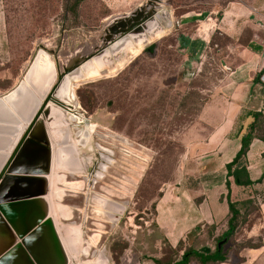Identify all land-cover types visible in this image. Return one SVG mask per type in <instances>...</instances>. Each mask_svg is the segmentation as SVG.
Returning <instances> with one entry per match:
<instances>
[{"label":"rangeland","instance_id":"obj_1","mask_svg":"<svg viewBox=\"0 0 264 264\" xmlns=\"http://www.w3.org/2000/svg\"><path fill=\"white\" fill-rule=\"evenodd\" d=\"M228 1L0 0V94L22 81L30 67L29 83L38 85V75L48 68L45 90L52 83L51 89L56 87L61 78L56 100L69 102L67 106L83 116L50 105L54 108L50 117L61 116V124L52 134H60L57 141L68 131L70 117H80L69 130L84 166L83 178L65 181L68 174L56 170L49 189L52 203L45 196L52 211L46 219L54 218L61 228L60 254L67 264H156L158 259L180 260L190 247L187 240L176 245L169 223L161 225L160 213L170 210L173 199L179 203V218H185L192 202L183 197L201 187L203 172L197 169L218 155L194 160L188 151L219 128L208 117V110L218 116L222 107L205 111L206 101L227 80L226 63L233 67L243 62L238 56L227 57L226 47L232 44L229 37L214 36L222 51L210 44L209 17L220 16L221 6ZM213 10L216 13L211 15ZM143 18L148 19L147 25H155L154 39L130 54L127 45L133 34L121 31ZM153 43L155 49L144 53ZM51 56L57 60L52 61ZM97 63L103 64L99 76L83 74L86 67ZM223 90L231 92L232 85ZM58 91L65 95L59 97ZM85 118L92 125L91 138L83 147L76 133L84 128L81 122ZM100 147L111 152L113 162L94 185L91 180H96ZM75 155V147L57 149L52 171L58 167L79 170ZM254 190L233 188V201L242 202L252 195L255 199L254 204L241 206L243 211L249 210L247 224L224 244L232 263L240 260V243L264 240V232L248 239L253 228L262 224V196L258 193L264 194V186ZM106 200L125 202V209L116 215L117 223L103 213ZM194 200L198 206L202 204L201 196ZM59 207L66 209L67 217ZM179 224L186 230V223ZM223 225L208 228L213 250L216 231L222 233ZM75 228L79 235L73 233ZM24 237L16 235L0 260L14 251L32 249V244L23 243ZM189 264L202 263L192 258Z\"/></svg>","mask_w":264,"mask_h":264},{"label":"crops","instance_id":"obj_2","mask_svg":"<svg viewBox=\"0 0 264 264\" xmlns=\"http://www.w3.org/2000/svg\"><path fill=\"white\" fill-rule=\"evenodd\" d=\"M215 10L211 12V15L216 13ZM218 13H220V16L209 17L211 21L209 24L211 28L210 41L216 31L228 36L232 39V44L226 47L227 57L238 56L243 62L233 67H231L229 63H226L229 71L227 80L223 82L222 86L217 88V92L209 99L205 106V111L206 109L222 107L221 114H218V116L211 113V110H208V117L212 119V121L218 122L219 128L208 134V136L204 138L206 141L203 143L192 144L188 151L190 158L194 160L199 156L201 158H210V156L214 154L218 153V155L213 156L209 162L197 169L199 173L200 171L203 172L201 190L199 188L191 190L186 198L183 197V199L187 200V203L192 202V208L187 211V216L185 218H179V203L178 201L176 203L173 199L170 200V210H165L163 213H160V223L162 226L169 223L170 235L172 238H176V245H178L181 240H187V245L192 246L196 250H200L203 247L212 248L208 232L210 226L219 225L223 222V227L225 229L222 233L226 230L229 207L226 198H222V196L227 194V172L225 166L233 160L240 150L241 146L237 137L242 127L249 122V113L259 112L264 114V85L254 82L258 72L264 70V0H249L248 2L245 0H231L224 6H221ZM132 16L136 17L134 14ZM126 19H128V17H126ZM147 24L148 21L142 24L140 28L128 33V36H130V34H135L136 31ZM222 50L224 49L221 48L220 51ZM20 82L8 92L1 93L0 99L14 92L19 87ZM228 85H232L231 92L223 90V87ZM16 103L17 101H12L13 106H10L15 114L17 113L15 109L19 110ZM54 106L62 109L56 104H54ZM11 113L10 110L0 104V121H2L0 122V154L4 147L10 143L11 134L14 131L12 129L18 128V125L15 124L6 125L3 123L6 121H13L12 123H14L15 120ZM67 115H69V113H67ZM44 116L45 114L38 121L39 123L43 120V125L38 129L37 137L33 135L28 153L22 157V160L21 155L30 144V138L38 123L21 151L20 156H18L17 160L12 165L15 171L13 175L17 177H27L31 180L28 179L22 181V183L11 182L7 191L4 192L3 201L17 202L19 198L26 196V199L22 201L31 202L39 200L42 202V208L48 210L49 201L44 196H48L50 203H52L49 189L51 187L52 174L56 172V170H61L68 174V176L64 177V180L75 176L83 178L80 173L84 166L79 157L77 146L72 144V137L69 130L71 129L70 126L72 122L67 123L69 129L64 133L63 139L57 141L52 134H55V130H57L58 126L57 124H61V118H59L61 116L57 115V117L53 116L49 119H46ZM67 118L68 117H65V120ZM8 126H11V129H9ZM52 127L54 131H52ZM68 146L75 147V161L81 164L79 170H74L72 168L66 170L63 167H58L52 171V158H55L56 150ZM0 161H2V158H0ZM248 170L251 180L256 183L254 187L257 189L260 186H264V140L262 139L256 138L251 145L248 153ZM20 185L29 188L28 190L21 191ZM197 193H200V195L196 196ZM199 196L202 197V204L200 206H198L194 200V198ZM261 216V226L256 225L248 239L256 238L264 232V204L261 206ZM53 219H46L34 229L41 227L43 231L50 225L56 227L57 222ZM179 222L187 224L186 230L180 226ZM57 227L61 230L60 226ZM216 232V237L222 234L219 233L218 229ZM61 240L62 238H59V242L52 245L54 247L50 250L54 259L62 260L59 259L60 257L56 256L55 253L56 250L62 247L63 243ZM61 250L62 248L60 251ZM26 252L28 254L30 250H26ZM50 253L46 255H49L47 257L49 260L52 259ZM239 256L243 261L240 262L239 260L237 263H232L231 260H228L221 264H264V247L259 249H244L240 251Z\"/></svg>","mask_w":264,"mask_h":264},{"label":"bare ground","instance_id":"obj_3","mask_svg":"<svg viewBox=\"0 0 264 264\" xmlns=\"http://www.w3.org/2000/svg\"><path fill=\"white\" fill-rule=\"evenodd\" d=\"M144 27H145L144 30L139 29L138 32L136 31V33L133 34L132 43L129 42L128 45L126 44L127 50L130 51V54H136V52L143 49L145 46H147L154 39L155 25H153L151 23V24L146 25ZM102 65H103L102 63L90 65L83 70V74L87 73L88 77H90V78L95 77V76H99V72L103 67ZM49 70L50 69L46 68L41 73V75L40 74L38 75L41 78L38 85L35 83L32 84L31 82H30V84L36 86L37 90H39V91L41 90V91L45 92L44 84H45L46 79L49 78V75H50ZM30 75L31 74H29V80H31ZM35 76H36V74H35ZM41 80H42V83H41ZM22 90H23V88H21V91ZM21 91H20V93H21ZM57 94L59 97H62L63 95H65V94H63L62 91H58ZM56 97H57V95H56ZM64 103H66V105L70 104L69 102H64ZM51 104H53V103H50V105ZM50 105L48 106L46 113H45V116H44L46 119L50 118V112L52 111V108H53ZM62 111H65V110L63 109ZM62 111H60V112H62ZM79 118L80 117H77L74 114L72 117H70V121H72V119H76V121H77V120H79ZM42 125H43V122L40 121L38 123L37 127L35 128L31 138H30V142H29L30 144L23 151L21 158L24 157L26 153H28V148L31 145L33 135H34V137H37L38 129L41 128ZM59 137H61L60 134H56L55 138L57 140L59 139ZM67 148L73 149L72 146H68ZM102 151H104L108 154L111 153V152H109V150H106L104 148H102ZM22 160H23V158H22ZM67 164H69V162H67ZM62 180L63 179H61V181ZM61 207H59L57 210L60 213H62L64 216L67 217L68 215L65 211L66 209H63ZM46 208H47V206H46ZM1 210H2V212H0V213L2 216L0 217V257L4 254L3 252H5V250L8 249V247H10L11 245H13L15 243V241L17 240V239H15L16 235H18L19 237H24L25 235H27L32 230V228L35 225L40 224L44 219H46L47 217H50L52 214V211L47 210L45 208H42V202H40L39 200L38 201H31V202L27 201V202L22 203V204L20 203V204L11 205L9 208H1ZM3 215H5V217H3ZM72 231L74 234L78 233L76 235H79L78 229L75 228V229H72ZM59 235L60 234H59L58 227L57 226L54 227V225H50V226L46 227L45 230H43V231H42L41 227L38 229H33V231H31L22 240L23 243L27 247L29 246V244H32V242L33 243L35 242L32 245L31 250H30V248H28V250H30V255H32L33 258H30V261H29V259H28L29 255L27 257V254H26L27 252L23 253L22 251H14V253H12L11 255H7L2 261L0 260V264H45V263L46 264H67V262H64L65 259L60 254L62 252V251H60L61 248L59 250H56L55 253H56V256L60 257L59 259H62V260L54 259L50 253L51 248L54 247L52 245L59 242L58 241V239L60 238ZM55 248H58V247H55ZM48 253H50V257L52 256L51 260H49L47 258L49 255L46 256Z\"/></svg>","mask_w":264,"mask_h":264},{"label":"water","instance_id":"obj_4","mask_svg":"<svg viewBox=\"0 0 264 264\" xmlns=\"http://www.w3.org/2000/svg\"><path fill=\"white\" fill-rule=\"evenodd\" d=\"M136 18V17H135ZM146 21H148L147 18H143L142 20L137 21L134 23V25L130 26L129 28L122 30V33H130L134 31L135 29H138L144 24ZM120 32V33H121ZM38 57V54L35 56L33 63H35L36 59ZM52 61H56L57 59L55 57L51 56ZM32 69V67L29 68L28 72L26 73L24 79L20 82L19 87L9 95L5 96L3 99H0V104L5 106L6 109L10 110V113L15 120L13 121H6L3 122L6 125H18V128L12 129L14 130L11 134L10 143L4 147V149L1 151L0 158H2V161H0V212H2L1 208H9L11 205L15 204H22L25 203L24 199H26V196H22L15 201H3L2 198L4 196V192L7 191L8 186L11 182H19L22 183V181L31 180L27 177H17L13 175L15 173L14 169L12 168L13 163L17 160L18 156H20L21 151L23 150L24 146L26 145L30 135L32 134L34 128L36 127V124L40 120V118L46 113V110L50 103L56 104L62 109H65L68 112H71V108L66 105V103H60L56 100V91L58 89V86L61 83V78H59V82L56 87L51 89V86L48 90L39 91L37 90V87L29 83V72ZM56 73V70H55ZM55 79V75H54ZM262 81L264 82V75L262 77ZM21 88L23 90L21 91ZM21 91V93H20ZM20 93V94H19ZM12 101H17V105L19 107V110L15 111L16 114L13 112L10 106L12 105ZM2 122V121H0ZM71 122H76V119H72ZM84 128L80 129L76 133V137L79 140L80 146H87L88 141L91 138V122L89 118H85L83 120ZM9 129H11V126H8ZM102 147L99 148L101 150V156L102 161L111 163L112 157L110 154L102 151ZM104 165L101 164L100 169L103 170ZM27 187V186H25ZM23 185H20L21 191L22 190H28L29 187L25 188ZM21 199V200H20ZM27 202V201H26ZM104 211L103 213L108 216V218L111 219L114 223H117L119 221V218L116 217V215L121 214V211L125 209L124 206L120 205L117 202L114 201H108L106 200L104 202ZM0 213V217H1ZM5 217V215H3ZM227 240L222 241L219 243V247L223 245Z\"/></svg>","mask_w":264,"mask_h":264},{"label":"trees","instance_id":"obj_5","mask_svg":"<svg viewBox=\"0 0 264 264\" xmlns=\"http://www.w3.org/2000/svg\"><path fill=\"white\" fill-rule=\"evenodd\" d=\"M216 34L219 36H226V35H223L219 31H216L211 38L210 41L211 46L212 47L217 46L218 49L216 51L219 52L221 48L219 47L218 43L214 42L213 40ZM155 47H156V43H153L151 46L147 47L144 50V53L152 52L155 49ZM263 75H264V70L258 72V74L254 79V82L262 83L264 85V82L262 81ZM207 102L208 101H206V103ZM237 138L241 146L240 150L237 152L233 160L230 163H227L225 166V170L227 172V180H226L227 194L222 198H226L229 207V214L226 222V230L221 235L217 236V243L215 249L213 250L210 247H203L200 250H196L192 246H190L188 249L185 250L180 260L177 259L175 261L164 262L163 259H158L155 260L156 264H189L192 258H196L200 260L202 264H221L229 260V257L224 250V246H225L224 244H226L227 241L233 239L235 235L240 231V229L245 224H247L250 216L249 210L246 209V211H243L241 206L252 205L254 204V199H255V197L252 195L247 200H244L242 202L233 201L232 200V193L234 188L233 186L239 187L244 190L248 189L253 193L255 191L254 189H256L254 187L256 183H254L251 180L250 173L248 170V153L250 151L253 141L256 138L264 140V114L259 112L249 113V122L242 127V129L238 133ZM258 195L262 196V199L259 202L260 204L259 209H261L262 204H264V194L258 193ZM224 240L227 241L223 243L221 247H219V243H221ZM262 247H264L263 239H260L258 242H255L254 240H250L246 243H240L239 245V248L241 249L240 251L244 249H259ZM177 252L179 253L180 251L177 250ZM241 261H243V259L240 258V262Z\"/></svg>","mask_w":264,"mask_h":264},{"label":"flooded vegetation","instance_id":"obj_6","mask_svg":"<svg viewBox=\"0 0 264 264\" xmlns=\"http://www.w3.org/2000/svg\"><path fill=\"white\" fill-rule=\"evenodd\" d=\"M101 153H99V158H100V161L98 162V164H97V169H98V172L96 173V175H95V177H96V180H91V183H93L94 185H96V183H98V180H99V178H103V176H104V174H105V172L108 170V168H109V166H110V163H107V162H103L102 161V156L100 155ZM111 157H112V155H111ZM112 162H113V159H112ZM111 162V163H112ZM101 164H103L104 165V168H103V170H101L100 169V167H101ZM100 173H103V175H100ZM93 177V176H92ZM114 202H116V201H114ZM117 203H119L120 205H122L123 206V204L125 203V202H117ZM118 216V215H117ZM116 216V217H117ZM46 219H44L43 221H45ZM42 221V222H43ZM41 222V223H42ZM35 243V242H34ZM33 242H32V245L34 244ZM28 250V249H27ZM30 250H31V248H30ZM12 254V253H11ZM10 254V255H11ZM27 254V253H26ZM27 257H28V254H27ZM29 259V258H28ZM29 261H30V259H29Z\"/></svg>","mask_w":264,"mask_h":264},{"label":"built area","instance_id":"obj_7","mask_svg":"<svg viewBox=\"0 0 264 264\" xmlns=\"http://www.w3.org/2000/svg\"><path fill=\"white\" fill-rule=\"evenodd\" d=\"M71 108V106H69ZM73 108V107H72ZM71 108V113H75L76 115L79 114L78 112L74 111L73 109ZM80 115V114H79ZM82 116V114L80 115V117ZM83 117V116H82ZM83 123V121L81 122Z\"/></svg>","mask_w":264,"mask_h":264}]
</instances>
